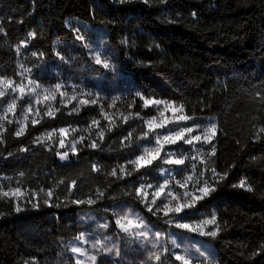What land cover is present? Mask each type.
Returning a JSON list of instances; mask_svg holds the SVG:
<instances>
[{
    "label": "trees",
    "instance_id": "trees-1",
    "mask_svg": "<svg viewBox=\"0 0 264 264\" xmlns=\"http://www.w3.org/2000/svg\"><path fill=\"white\" fill-rule=\"evenodd\" d=\"M77 22L106 32L109 59L127 77L115 88L99 80L106 69L78 44ZM0 23V81L19 83L30 74L50 88L69 79L91 95L68 103L57 94L53 108L45 103L28 118L20 137L16 118L0 120V264H77L70 242L83 234L119 242V255L97 252L95 264H264V0H0ZM74 54L78 60L71 62ZM64 59L69 68L53 71ZM77 66L86 69L77 74ZM9 89L0 109L12 99ZM111 97L121 100L112 110ZM161 100L218 124L204 153L208 184L217 190L193 199L195 207L181 217L164 215L162 196L153 203L154 196L135 194L165 165L164 157L139 170L128 162L140 156L144 120L156 115L152 102ZM30 103L20 99L17 114ZM64 128L76 154L60 140L43 139ZM57 151H67V160ZM174 168L182 179V167ZM224 173L216 184L214 177ZM241 179L244 189L232 187ZM16 188L21 194L12 195ZM127 207L164 233L166 248L141 246L115 229L118 210ZM213 216L216 223L203 228H218L215 237L167 223L178 219L196 228ZM172 233L199 237L204 246L192 253L182 244L175 249Z\"/></svg>",
    "mask_w": 264,
    "mask_h": 264
},
{
    "label": "rangeland",
    "instance_id": "rangeland-1",
    "mask_svg": "<svg viewBox=\"0 0 264 264\" xmlns=\"http://www.w3.org/2000/svg\"><path fill=\"white\" fill-rule=\"evenodd\" d=\"M78 26V32L82 36L81 40H78V44L85 48L86 57L90 59L93 63H96V60L99 59V65L103 66L107 74L102 76L101 82H104L107 87L115 88L117 84L121 81L126 80V76L122 74L118 68H115V65L112 64L111 60L108 56V49L106 46V32L103 29H95L91 25H82L81 23H76ZM81 24V25H80ZM83 29H82V28ZM86 32L87 36L84 34ZM78 60L76 54L73 55V60ZM86 65V63H84ZM97 64V63H96ZM107 64V67H105ZM84 65V66H85ZM69 68V60L64 59V62L61 61L58 66L53 67V71L58 72L59 68ZM86 68L77 66L76 71L77 74L79 71H83ZM80 73V74H82ZM111 75V76H110ZM11 82V81H10ZM60 87H43L38 82H36L30 74H26L23 76L19 83L11 82V86H7L5 83L0 82V91L7 92V88H10V94L12 99L2 108L0 109V120L13 119L16 118L19 124L23 127L28 120V118L35 119L40 112L41 106L48 104V108L51 109L54 107L55 96L57 94H61L65 101L70 103L75 100H79L81 102L88 101L90 98V94L87 93L84 89H78L74 84L69 82H61L58 84ZM23 88L24 91L21 93L19 91L20 88ZM15 89V91H13ZM29 99L30 104L26 107V109L22 113L17 114V106L18 101L20 99ZM96 99H99L96 97ZM15 100V108L11 111H8V105ZM121 100L115 99L111 97L107 99L108 104L111 106V110L113 109L115 103L120 102ZM162 101V100H161ZM163 103L155 104L156 106V115L146 118L144 120L147 131L141 137V154L147 157L151 152L155 151L157 147L156 140L160 139L162 147V151L160 157H164V161L166 159H181L184 161L183 164H179L184 171V176L182 179L177 177V171L174 168L177 164H167L160 168L157 173L147 179L142 181L143 191L147 195H152L162 186L165 185V181H167V185L164 187V193L160 196L163 197L164 205L168 204L171 207H175L177 203H192L194 197L199 188L204 187L205 183H208L206 167L204 165V153L207 151L210 146H212V141L217 135L218 132V124L215 117H190L186 116L182 109L176 106L172 102L162 101ZM180 116H186L189 119L184 121L181 120L177 122L176 118ZM6 117V118H5ZM171 121V122H169ZM149 123L153 125L150 129L148 127ZM163 124V127H158L157 125ZM216 125V134L212 136L210 141H205L204 137L206 135H210L209 129L211 126ZM183 127H190L193 129L192 132L185 134L184 140H179L175 143L169 144L163 140V136L169 135L173 132L179 131ZM62 130V129H61ZM61 130L59 132L49 131L45 134V141H56V140H64V147L75 145L74 140L71 139V133L66 128L65 132L62 134ZM49 133H51V137L49 138ZM201 136L200 141H194L193 144L189 145L185 141L191 139L193 136ZM60 146V143H59ZM187 146H190V149H186ZM200 165H204L202 169H199ZM151 185V187H149ZM183 185V187H181ZM180 190H183V195H180ZM171 192L172 195L169 196L168 193ZM146 195V196H147ZM187 202H186V201ZM118 214L115 219V229L120 233L130 236L133 239L134 243H139L143 246L145 243L149 244H159L166 248L165 244V235L163 232L155 229L151 226L144 218L135 210L127 207L125 209L118 210ZM119 219L121 224L125 225L128 228V232L125 233L119 225L116 224V220ZM131 222V223H129ZM146 226V227H145ZM139 227L141 230H148L149 235L147 239L137 238L135 232L133 231L135 228ZM195 228V227H194ZM197 228V227H196ZM156 232H160L161 236L157 238L155 236ZM197 236H201L199 234V229L197 228ZM171 241L175 249L181 247V244L187 248L189 253L198 252L203 246L204 243L201 241L199 237L196 239L189 238L184 239L183 236L172 233ZM96 240H100L102 244L98 247H93V243ZM178 245V247H177ZM72 246H78L85 249V253L74 254L76 261H82L83 264H95V261L89 259L91 256H96L97 252H107L113 256H117L116 252L119 250V242L113 237L106 236L105 238L94 236L90 234H83V240H73L70 242V250ZM105 248L113 249V251H105ZM209 255H214V252L209 247L208 251ZM183 257V256H182ZM189 263V261H186Z\"/></svg>",
    "mask_w": 264,
    "mask_h": 264
},
{
    "label": "snow or ice",
    "instance_id": "snow-or-ice-1",
    "mask_svg": "<svg viewBox=\"0 0 264 264\" xmlns=\"http://www.w3.org/2000/svg\"><path fill=\"white\" fill-rule=\"evenodd\" d=\"M145 2H146V0H145ZM74 31L76 32V37H75V38H76L77 40H81V39H82V36L79 34L78 30H74ZM31 35H34V33L31 34ZM33 55L35 56L36 53L34 52ZM96 63L99 64V63H100V60L97 59V60H96ZM105 67H107V64H105ZM0 82L5 83V84H6L7 86H9V87L11 86V82H10V81H0ZM59 87H60V86L57 85V88H59ZM13 91H15V89H14ZM19 91H20L21 93H23L24 89L21 87V88L19 89ZM4 95H5V92H4V91H0V97H3ZM152 103L160 104V103H163V102H162V101H154V102H152ZM14 108H15V100H13L12 103H10V104L8 105V111L13 110ZM5 118H6V117H5ZM188 119H189V118L186 117V116H180V117H177V118H176L177 122H179V121H181V120L186 121V120H188ZM37 122H38V121H36V120H33V121H32L33 125H35ZM169 122H171V121H169ZM157 126H158V127H163L164 125H163V124H160V125H157ZM148 127L151 129V128L153 127V125H152L151 123H149ZM192 131H193V129L190 128V127H183V128H181L179 131H177V132H173V133H171V134H169V135H165V136H163V140L166 141V142L169 143V144H172V143H175V142H177V141H179V140H184V138H185V134L190 133V132H192ZM64 132H65V130L62 129V130H61V133L63 134ZM209 132H210V135H206V136L204 137V140H205V141H210L211 137H212V136H215V134H216V125H215V124H213V125L211 126V128L209 129ZM23 133H24V127H21V128L15 133V135H16L17 137H20L21 135H23ZM102 135H103V134H101V136H102ZM50 137H51V133H49V138H50ZM200 140H201V136L197 135V136H193L191 139L186 140L185 142H186L187 144L191 145V144H193L194 141H200ZM156 143H157V145H160V147H157V148L155 149V151L151 152L147 157H145L144 155H140V156H137V157H136L135 161H128V162H129V163H134V164H135V167H136L137 170H139V168H141V167H145V166H150V165H152V163H153L154 160L160 158V154H161L162 147H163V146L161 145V141H160L159 138H157ZM60 147H61V148L64 147V140H63V139L60 140ZM90 147L93 148V149H96V148H97V144H96L95 142H92V144L90 145ZM22 150H25V151H26V149H22ZM71 151H72L73 154H76L77 149H76L75 145L72 146ZM56 155L60 158V160H61L62 162H64V161L67 160V158H68V156H69V153H68L67 151H65V152H59V151H57V152H56ZM164 162L167 163V164H177V165H179V164H183V163H184V161L181 160V159H176V160H173V159H166ZM92 167H93L94 170H96V168H97V166H96L95 164H93ZM123 171H124V168H123V166H121V172L123 173ZM213 172H215V169H213ZM21 175H23V173H21ZM111 175H113V176L116 175V170H115V169H113ZM226 177H227V173H224V174H223V177H220L219 174H217V175L214 177L216 184H219L220 181H221V179H222V178H226ZM121 178H123V177H121ZM167 183H168V182L165 181V185H162V186H161V187H160V188H159V189L153 194V195H154L153 203H155V197H158V196H160V195H162V194L164 193V187L167 185ZM245 185H246V181H245L244 179H241V181L239 182V184H233L232 187H234V188L238 187V188L244 189V188H245ZM149 187H151V185H149ZM181 187H183V185H181ZM216 190H217V187H216L215 185L210 187L208 183H205L204 187H201V188L198 189V191H199L200 194H199V195H195L194 197H192V199H194L196 202H199V201L203 200L204 198L210 196L211 193L215 192ZM246 190H247V191H252V188H251V187H248ZM19 194H21V189H20V188H16V189L14 190V192L12 193V195H19ZM135 194H136L137 197H141V196L146 197V195H147V194L143 191V186H141V187H137L136 190H135ZM3 195H4V196H8L9 193H8V192H4ZM48 195H49V197H51V196H52V193L49 192ZM100 195L102 196L103 193H100ZM168 195L171 196L172 193L169 192ZM44 203H45V204H48L49 207H52V205L49 203L48 200H45ZM72 203L75 204V205H80V204H83V203H85V202L82 201V200H74V201H72ZM87 203H88L89 205H91V204L94 203V201H93L92 199H88ZM56 207H59V205H56ZM163 207H164V209H165V211H164V215L167 216V215H169V213H174L176 216L181 217L180 214H181L182 212H185L186 209H192V208H194V207H195V204H193V203L185 204V203H182V202H181V203H177V204L175 205V207H171V206L168 205V204H165ZM19 210H20V209L17 208V211H19ZM148 210H149V211H152V208L149 207ZM157 211H159V209H157ZM153 214H155V213H153ZM129 223H131V222H129ZM167 223H170V224H171V223H174L176 228H178V229H186V230L191 231V232H195V231H197V228H198V229H199V234H200L201 236L215 237V236H217V233H218V231H219L218 228L215 229V230H212V231H206V230H204V228H203V225H211V224H215V223H216V218H215V216H213V217H212L211 219H209V220H204L201 224L197 225V228H193V227H192V224H190V223L180 222V221H178V219L175 220V221L169 220V221H167ZM116 224L119 225V226L121 227V229H122L125 233L128 232V228L125 227V225L121 224V222H120L119 219L116 220ZM102 227H107V225H106V224H105V225H102ZM145 227H146V226H145ZM133 231L135 232L137 238H144V239L146 240L147 237H148V235H149V232H150L151 230H150V229H148V230H141L139 227H137V228H135ZM155 236H156L157 238H159V237L161 236V233H160V232H156V233H155ZM76 239H77V240H83V235L78 236ZM173 243H175V242H173ZM101 244H102V242H101L100 240H96V241L93 243L92 246H93V247H98V246H100ZM177 247H178V245H177ZM104 250H105V251H109V252L113 251V249H109V248H105ZM166 251H167V250H166ZM71 252H72L73 254H81V255H83V254L85 253V249H83L82 247H78V246H72V247H71ZM116 255H119V252H118V251L116 252ZM200 255L203 256L204 253L201 252ZM89 259L92 260V261H95V260H96V256H91V257H89ZM156 259H157V260H160V256L157 255V256H156ZM175 259L179 261V260L182 259V257L179 256V255H177V256L175 257ZM26 264H27V262H26ZM77 264H83V262L77 260ZM185 264H187V262H185Z\"/></svg>",
    "mask_w": 264,
    "mask_h": 264
},
{
    "label": "built area",
    "instance_id": "built-area-1",
    "mask_svg": "<svg viewBox=\"0 0 264 264\" xmlns=\"http://www.w3.org/2000/svg\"><path fill=\"white\" fill-rule=\"evenodd\" d=\"M0 25H1V23H0Z\"/></svg>",
    "mask_w": 264,
    "mask_h": 264
}]
</instances>
